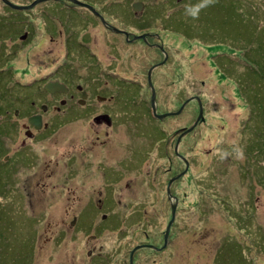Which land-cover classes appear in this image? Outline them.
<instances>
[{"label":"rangeland","instance_id":"374dc122","mask_svg":"<svg viewBox=\"0 0 264 264\" xmlns=\"http://www.w3.org/2000/svg\"><path fill=\"white\" fill-rule=\"evenodd\" d=\"M11 2L15 5L23 4V0H11ZM131 2L132 0H130ZM140 3L145 7L136 11L138 12L135 13L136 15H150V10L155 13L160 12L164 5L163 0H141ZM97 6H101L100 12L106 16L105 6L99 3ZM4 8L5 6L0 3V11H3ZM14 13L13 11L5 13L8 19L3 24L7 28L0 38L3 42L7 38L15 37L18 32L16 28L9 25V22L19 20L22 15ZM97 16L102 17L101 15ZM128 17L129 13L119 16L123 24L114 17L110 18V22L116 27L121 25L122 28L130 29L131 26L124 23ZM160 22H163L165 27L161 26ZM165 22L162 20L149 21L147 28L150 27L153 32H157L158 36H145L139 43L131 42L126 47H121L119 57L114 62V68L119 76L123 75L122 69H125L126 74L124 73V75L128 79L141 83V89L146 93L149 89L148 70L153 69L151 70L150 80L154 91V104L158 105L156 113L169 115L158 121L153 117H145L147 113L137 114L144 117L143 122L136 124L137 129L147 131L149 129L146 126L147 123L152 127L159 126L161 129L166 128L170 131H174L175 128L180 129L182 126L189 128L195 125L193 131L186 134V138L182 141L180 147L182 154L187 157L190 155L191 168L185 174L180 175L179 179L171 186L168 195L165 186L168 176L163 169L168 168L170 159L165 155H160V160L157 163H152L151 158L149 159L145 155L144 157L147 161H150L154 169L161 170L160 192L153 194L154 197L149 191L126 195L128 197H120L122 204L117 206L121 207L123 212V216L122 212H117L119 219H126L133 211L139 210L134 219L141 220L143 217L142 224L122 225V227L110 230L97 228L84 232L83 226L86 219L91 217L97 219V221L100 219L116 220L112 217H115L112 214L113 211L86 212L88 218L84 214L80 215V212L74 207L73 196L71 198L67 196L66 202L65 200L61 201L60 198L65 194L63 191H58L57 186L58 183L59 186L61 184V176H63V172L66 173V167L74 166V162L67 160L70 158L69 155L66 157L62 155L63 148L65 147V153H69L67 151L72 148L74 143L76 144V141H96L95 123L80 120V124L75 125V123L69 122L72 118L69 117L67 121L69 124L57 132H49L50 134H47L46 139L43 141H32L27 136L26 141L30 140L28 144L33 152L31 156L25 155L27 148L20 151L14 141L11 145L6 140L9 148L0 147V264H58L62 258L64 264H84V262L87 263L90 256L95 257V264H122V258L126 257L129 252L130 255L137 252L136 258L139 257L137 264H153V259L156 260V264H165L167 259L169 264H212L209 254L203 255L204 259H201L202 247L206 249L208 244L227 228H229L228 231L231 234L237 229V226H234L230 219L227 220L224 212L220 210L221 207L216 203L219 198L225 199L227 194L231 195V201H235L234 189L238 187L236 163L231 164V160L225 159L224 162L228 163L227 170L222 172L221 169L215 166L214 161L217 158L223 159L226 153L220 150L225 149L222 146L221 139L232 138V132L241 126L246 118L247 111H245V106L235 107L236 104L233 106L234 102L231 99H234L235 103L238 102L236 99L238 98L237 93L232 91L234 86L227 83L226 79L220 78L222 75L218 70L219 61L212 57L220 52L216 48H208L203 43H197L194 40L188 42L182 36L172 34L167 29L168 26ZM261 24L264 26V22ZM241 36L250 38L249 35ZM150 41L160 45L161 50L157 49L156 45H148ZM116 42L119 41L114 37L113 43ZM247 45H250V41L247 42ZM33 46L34 41L29 43V47ZM96 47L102 52V62L99 61L98 66H95L97 77L100 79L99 83H102L106 79L104 77L105 72L108 74L110 70L104 63V57L106 56L104 43L102 41L98 42ZM222 53L232 55V52L227 49H223ZM5 54L4 49L0 48V68L4 69L17 64V54L13 55L14 58ZM59 55L61 54L59 53L57 56ZM18 68L19 73L24 74L23 78L41 72L34 67L32 62H29V58H26V60L23 58ZM237 68L238 72L241 68L246 69L247 77H249L250 69L247 65L238 64ZM44 69L51 72L52 66L49 65L47 68H43L42 72ZM65 70V77L68 78L74 77L73 74L82 73L84 69L75 66L70 72L69 67L66 65ZM1 76L3 77L4 74L2 73ZM78 76L76 75V77ZM29 78L31 77L27 79ZM17 79L21 80L22 78L18 77ZM249 80L247 79V82ZM24 83H26V80H24ZM74 83L79 86L85 85V79H75ZM194 97L200 99L202 106V117L198 121L199 106ZM221 98L229 100L225 101ZM146 104L148 107L151 105V100L147 97ZM136 107L143 108V105H136ZM7 129L12 130L13 128L8 124ZM154 130L155 128H152L149 133L151 138L154 136ZM128 135H130V132L122 129L115 133L113 139L120 137V140L128 141L125 139ZM16 137L17 134H15L14 140ZM137 139L139 138L137 137ZM227 151L228 156L232 157L234 153L237 156L238 147H227ZM22 153L24 155H22L21 162L34 160V164L31 165L33 167L28 166L25 168L29 164L28 162L22 166L17 157ZM93 156L98 157V154L95 152ZM170 156H173V154ZM16 161L20 165H15ZM39 161L43 162L38 167H34ZM79 161L80 158L76 160L77 163ZM177 163L180 164L179 161ZM157 165L160 168H156ZM90 168L94 173V177L100 180L99 188L104 189L107 180L111 184L110 179L117 178L116 174L108 175V171L104 166L92 165ZM181 169L183 170V165H181ZM35 170L38 174L35 172L33 175ZM51 171H53V174L42 178L43 174L41 173L46 174ZM143 172L147 173V169L144 168ZM209 173H216L218 176L212 177V182L208 183L207 188L220 189V193L216 192L217 194H214L204 185V176L209 175ZM178 174L179 172L176 173V176ZM133 176L128 175L127 177L131 178ZM32 178L34 181L39 179L41 183H44L45 186H41L44 190H36ZM140 178L141 183L144 182V186H146V178L141 175ZM137 180L139 181V177ZM74 184H76V179L71 180L68 186ZM139 186L141 190L145 188L141 184ZM260 188L258 185L257 189L259 191H261ZM144 200L154 203L143 205L142 201ZM168 204H170V207ZM163 205L168 206L165 208L166 210ZM209 205H212V207H209ZM172 206H177V209L173 210ZM261 206L258 212L260 219L264 220V205L261 204ZM187 209H189V212H187ZM143 210L146 212H143ZM172 214L173 219L164 242L165 230ZM74 216H78V218L75 219ZM132 217L130 215V218ZM147 218L150 219L149 223L145 222ZM36 220H38L37 224ZM186 220H193L191 227L186 223ZM71 222H74V224H71ZM40 226L42 227L36 244L33 236L34 227ZM60 232L61 235L58 238ZM143 232H149V236H143ZM71 233L76 235L71 236ZM149 243L160 247L156 248L154 246L155 249L151 250L148 246H152V244ZM157 252H161V254L158 257H153L158 254ZM204 253L206 252L203 251Z\"/></svg>","mask_w":264,"mask_h":264},{"label":"flooded vegetation","instance_id":"af4514ba","mask_svg":"<svg viewBox=\"0 0 264 264\" xmlns=\"http://www.w3.org/2000/svg\"><path fill=\"white\" fill-rule=\"evenodd\" d=\"M8 1L11 2V0ZM35 1L37 0H23V4L18 6L31 7L24 10H14L0 0V3L5 6L4 10L0 11V38L3 32L7 30L3 25L8 19L5 13L13 11L15 12L14 14L22 15V18L19 20L9 22V25L18 30L15 37L7 38L5 42L0 40V48L4 49L5 55H10L14 58L13 55L17 54V64L4 69L0 68V74L1 71L7 70L3 74L6 78L5 82L9 84L11 82L22 84L24 80L31 77L27 81L31 80L32 83L37 84L36 86L42 87L44 91L35 95L30 89L29 91H25L21 87L16 92L17 96L23 95L26 101L29 99L28 103L23 104L20 108L25 112L24 116L20 120L16 118L12 120L13 127L18 132L15 141L18 148H27L26 151L29 154L32 150L28 144L30 140L26 141L27 136L32 141L39 142L46 139L45 134L47 132H57L69 124V122L78 125L80 124V120L93 121L96 127L94 131L96 141H76L77 145L74 143L72 148L67 151L69 153H65V147L63 148L62 155L64 157L69 155L70 158L67 160L74 162V166L66 167V173L63 172V176H61L62 181L60 186L58 183V191H63L65 194L60 198L61 201L65 200L66 202L67 196L69 198L73 196L74 207L80 212V215L84 214L87 217L86 212L90 211L97 212L104 210L111 212L116 208L117 210H122L121 207L117 206L122 204L120 197L126 195L149 191L154 197L153 194L160 192L161 170L154 169L150 161H147L144 156L147 155V158H151L152 163H157L160 160V155H165L168 159L172 158V165V160H170L168 168L163 169L168 176V180L174 178L178 171L179 173L183 171L186 173L190 169L191 160L180 153L182 152L180 150L182 141L186 136L182 137L179 143L176 144L177 137L185 126L174 130V132L181 131L173 142L153 140L149 136V133L154 127L149 123L146 125L149 128L147 131L137 129L136 124L144 121V117L137 114L148 112L153 117L151 107H148L146 104V97L151 99L152 91L150 87L147 93L142 90L128 91V87L121 83V80L127 79L131 81L133 79H128L124 75V73L126 74L125 69H122L123 75L119 76L114 68V62L119 57L121 47H126L131 42L139 43L145 36H158L157 32H153L150 27L147 28L149 23V21L145 20L147 14L136 15L135 13L138 12L132 8L133 4L140 3L141 0H132L131 3L130 0H120L117 2L114 0H75L76 2L74 0H42L34 3ZM98 3L105 6L106 16L100 12L101 6L98 7ZM113 3L121 7L116 13L111 12V5ZM127 4L130 10L127 9ZM126 13H129V17L125 19L124 23L131 26L130 29L122 28L121 25L116 27L111 24V17L119 19L120 23L123 24L119 16ZM97 15H101L102 17L100 18ZM160 24L165 27L163 22H160ZM113 27H116V30H113ZM167 29L170 31L171 27ZM114 37L119 42L113 43ZM33 41L34 46L29 47V43ZM101 41L104 43V52H106V56H103L104 63L110 71L107 70L108 74L105 72V81L99 83L100 79L97 77V68L95 66H98L97 63L99 61L102 62L103 59L102 52L96 47L98 42ZM148 45H156L157 49L161 50L160 45L154 44L151 41ZM59 53L61 55L57 56ZM23 58L25 60L29 58V62H32L34 67L41 72L34 74V76L23 78L24 74L21 75L18 68ZM49 65L52 66V71L47 72L44 69L42 72V69L47 68ZM66 65L69 67L70 72L75 66L84 70L79 74L72 73L74 77L66 78ZM9 71L13 73L10 77ZM76 75L79 76L76 77ZM18 77L22 79L19 80L17 79ZM75 79H85V85L79 86L75 84ZM131 82L138 87H142L141 83L135 80ZM48 83L59 84L64 89L57 92H48L44 89V86ZM123 105H127L129 108H125ZM136 105H143V108H137ZM155 107L157 111L158 105L155 104ZM18 114V111L15 110V117ZM69 117L72 118L67 122ZM31 118H38L40 123L30 122ZM81 126L86 127L85 125ZM122 129L130 132V135L125 138L128 141L120 140V137L113 139L115 133ZM189 151L191 150L189 149ZM95 152L98 154V157L93 156ZM170 152L175 156L171 157ZM31 154L33 155V152ZM180 155L183 156L180 157ZM78 158H80V161L77 163L76 160ZM176 159L183 165V170L177 171L179 166H173L176 163ZM41 162L43 161L37 162L34 167H38ZM15 165H20V163L16 161ZM92 165L104 166L108 171V175L116 174L117 178L110 179L112 181L110 182L111 184L107 180L104 189L99 188L100 180L94 177V173L90 168ZM144 168L147 169V173L143 172ZM156 168H160L159 165ZM35 172L37 171L35 170L33 175ZM52 172L41 173L43 174L42 178L50 176L53 174ZM76 174L79 175L75 176ZM128 175L134 176L129 178L127 177ZM140 175L146 178V186H144V182L141 183ZM138 177L139 181L137 180ZM157 178L159 179L157 180ZM73 179H76V184L68 186V183ZM32 183H34L36 190H44L41 186H45V184L41 183L39 179L34 181L32 178ZM140 184L145 187L143 190H141ZM151 203L154 202L142 201L143 205ZM168 206L170 207V204ZM168 206L163 205V208L165 209ZM138 211H133L131 213L132 216L136 217ZM143 212L146 211L143 210ZM74 218L76 219L78 216H74ZM142 219L143 217L141 220L100 219L97 221V219L90 217L84 221L83 231L88 232L97 228L109 229L115 226L122 227V225H139L142 224ZM149 220L147 218L145 222L149 223ZM60 235L61 232L58 234V238ZM70 235L75 236L76 234L71 233ZM143 236H149V232H143ZM149 244L155 246L153 243ZM155 247L159 248L160 246ZM136 253L133 254L132 264H137V261H139V257L136 258ZM157 253L153 257H158L161 254V252ZM168 258L170 259L171 257L169 256ZM126 259L128 260L124 262ZM129 260L130 252L126 257L122 258V264H130ZM168 261L167 259L165 264H169ZM61 263L64 264L63 258L58 264ZM95 263L96 259L94 256H90L87 263L84 262V264ZM153 264H156L155 259H153Z\"/></svg>","mask_w":264,"mask_h":264},{"label":"trees","instance_id":"16d2710c","mask_svg":"<svg viewBox=\"0 0 264 264\" xmlns=\"http://www.w3.org/2000/svg\"><path fill=\"white\" fill-rule=\"evenodd\" d=\"M163 2L162 10L157 13L150 10L151 13L150 15L147 14L145 20L166 21L165 24L171 27L170 32L172 34L180 35L188 42L194 40V42L205 44L210 49L216 48L220 53L212 57L219 61L218 70L222 75L220 78L226 79L229 84H233L232 91L238 95L237 103L231 99L234 102L233 106L235 104V107L245 106V111H247L241 126L232 132V138L221 139L225 149L220 150L226 153L223 159L217 158L214 161L215 166L222 172L227 170L228 163L224 162L225 159L231 160V164L236 163L238 187L234 189V193L237 199L234 196L235 201H231V195L227 194L225 199L219 198L216 203L221 207L220 210L224 212L227 220L230 219L234 226H237V229L231 234L227 228L209 243L206 249L202 247L201 259H204L203 255L209 254L212 264H264V220L260 219L258 212L262 207L261 204L264 205V26L261 24L264 22V0H163ZM126 7L130 10V7ZM120 8L113 3L111 12L116 13ZM250 25L252 26L250 27ZM241 35H249L250 38H243ZM248 41H250V45H247ZM223 49L229 50L232 55L222 53ZM238 64H245L249 67V77H247V70L244 68L239 69L238 72ZM6 71H1V74ZM1 74L0 147L8 149L6 140L12 145L13 141L15 143L17 139L16 137L14 140L15 134H18L13 127L12 120L13 118L20 120L24 116L25 112L20 108L29 101V99L26 101L23 95L17 96L18 88L22 87L25 91L30 89L35 95L44 91L42 87L36 86L37 84L27 81V79L26 83L22 84L11 81V84L6 83L5 75L2 77ZM12 74L9 71V77ZM247 79L250 80L247 82ZM121 83L128 87V91L142 90V87L136 86L127 79L121 80ZM123 107L129 108L127 105H123ZM15 110L19 113L16 117L14 115ZM150 114L147 112L145 117H151ZM8 124L11 125L12 130L7 129ZM180 131L174 132L157 126L152 139L173 142ZM47 134L50 133L47 132L45 136ZM233 146L238 147L237 156L234 153L230 157L227 147ZM19 150L23 151V149ZM31 153L28 155L31 156ZM172 154L170 152V155ZM12 155L14 156L13 152ZM22 155L24 154L17 155L20 162ZM25 155H27V151ZM187 158L191 160L190 155ZM178 161L176 159V163L173 164V166H179L177 171L181 170V164L178 165ZM27 162L29 164L25 168L33 167L31 165L34 164V160L21 162L22 166ZM172 162L173 160L171 165ZM168 175L170 176V174ZM215 176L218 175L209 173V175L204 176L206 188L208 183L212 182V177ZM258 185L261 187V191L257 189ZM207 189L214 194L220 193V189L217 188ZM117 212H122V210H113L112 214L115 215V217L112 216L113 219L122 220L123 218L119 219ZM130 215L132 214H129L126 219H134L135 216L130 218ZM186 223L191 227L193 220H186ZM41 227H34L33 236L36 244L39 240ZM114 228L119 227L115 226ZM203 251L206 253L203 254ZM208 251L209 253H207Z\"/></svg>","mask_w":264,"mask_h":264},{"label":"water","instance_id":"95a60500","mask_svg":"<svg viewBox=\"0 0 264 264\" xmlns=\"http://www.w3.org/2000/svg\"><path fill=\"white\" fill-rule=\"evenodd\" d=\"M38 1H42V0H37V1H35L34 3H36V2H38ZM75 1V0H74ZM2 2L4 3V4H6L8 7H10L11 9H15V10H17V9H27V8H30L31 6H28V7H21V6H16V5H14V4H12V3H10L8 0H2ZM76 2V1H75ZM33 3V4H34ZM78 3V2H77ZM132 8H133V10L134 11H139L140 9H142L143 8V4H141V3H135V4H133L132 5ZM113 30H116L115 28L113 29ZM126 34V33H125ZM136 38H138V37H136ZM152 70V69H151ZM151 70L149 69L148 70V80H149V87L151 88V91H152V94H151V110H152V114H153V117H155V118H157V119H162V118H165L166 116H168L169 114H162V115H159V114H157L156 113V110H155V104H154V91H153V89H152V86H151V80H150V73H151ZM44 89L46 90V91H48V92H56V91H59V90H61V89H64L62 86H60L59 84H56V83H52V84H47V85H45L44 86ZM65 91V90H64ZM194 98H196L195 100L197 101V103H198V106H199V116H198V118H197V121L199 120V119H201V117H202V106H201V103H200V99L198 98V97H194ZM192 100H194V99H192ZM196 121V122H197ZM30 122H32V123H34V122H36L37 124H39L40 123V120L38 119V118H31L30 119ZM195 125H193V126H190L188 129H186V130H184L183 132H181V134L177 137V140H176V144H178L179 143V141H180V139L184 136V135H186V134H188L189 132H191L194 128ZM185 173V171H183L182 173H180L179 175H177V176H175L174 178H172V179H170L169 181H168V183H167V186H166V191H167V194L169 195L170 194V185H171V183L172 182H174L176 179H178L179 177H180V175L181 174H184ZM173 199L175 200V198L173 197ZM176 207V206H175ZM175 207L174 206H172V209L173 210H175ZM173 219V214H172V217H171V219H170V221H169V223L167 224V227H166V230H165V235H164V242L166 241V237H167V232H168V229H169V227H170V223H171V220ZM149 248H152V249H155L153 246H148ZM136 248V247H135ZM134 248V249H135ZM139 248H140V246H139ZM133 249V250H134ZM133 250H132V252H133ZM158 250V249H157ZM134 253V252H133ZM133 253L130 255V264H132V255H133Z\"/></svg>","mask_w":264,"mask_h":264},{"label":"clouds","instance_id":"9594fccd","mask_svg":"<svg viewBox=\"0 0 264 264\" xmlns=\"http://www.w3.org/2000/svg\"><path fill=\"white\" fill-rule=\"evenodd\" d=\"M186 129H188V128L183 129V131L186 130ZM192 131H193V130H192ZM184 136H186V135H184ZM184 136H183V137H184Z\"/></svg>","mask_w":264,"mask_h":264},{"label":"bare ground","instance_id":"6f19581e","mask_svg":"<svg viewBox=\"0 0 264 264\" xmlns=\"http://www.w3.org/2000/svg\"><path fill=\"white\" fill-rule=\"evenodd\" d=\"M181 157V156H180Z\"/></svg>","mask_w":264,"mask_h":264}]
</instances>
